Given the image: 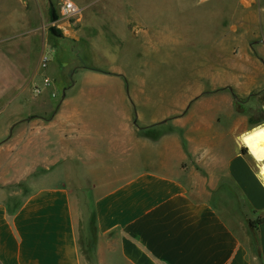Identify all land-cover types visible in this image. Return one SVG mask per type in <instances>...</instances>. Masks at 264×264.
<instances>
[{
  "label": "crops",
  "instance_id": "obj_1",
  "mask_svg": "<svg viewBox=\"0 0 264 264\" xmlns=\"http://www.w3.org/2000/svg\"><path fill=\"white\" fill-rule=\"evenodd\" d=\"M3 1L0 47L46 51L56 0ZM70 1L82 16L59 27L91 49L76 81L36 94L21 51L0 87V264H264V178L239 140L264 89V0L208 10L204 49L199 10ZM72 177L96 193L91 262Z\"/></svg>",
  "mask_w": 264,
  "mask_h": 264
},
{
  "label": "rangeland",
  "instance_id": "obj_2",
  "mask_svg": "<svg viewBox=\"0 0 264 264\" xmlns=\"http://www.w3.org/2000/svg\"><path fill=\"white\" fill-rule=\"evenodd\" d=\"M64 1L65 0H56L55 6L53 7L58 18L55 21L56 25L52 27L57 28L59 34L55 35L50 31L49 36L52 41V45L49 46L48 49H46V51L42 49V52L45 51L50 55L51 62L49 63V68L46 71L40 68L39 72L40 74L43 73L49 76L50 79H52V82L48 86L44 81V77L42 76V78H40L39 76L36 83H32L29 85V87L34 88L36 94H41L45 89H48V91H50L51 93V96L56 100H58V98L62 96L64 88L68 86L67 84L68 82L76 81L75 77L73 78L71 77V72L69 71L77 70V68L81 66L80 60L79 61L77 60V55L79 54L78 52L90 54L91 51V49L86 47V45L84 47L78 46L74 36L68 32H65L63 28L59 27L60 24L66 21V19H64L61 14V7ZM139 1L140 3H143L147 6L148 5L152 6L155 3L154 6L157 4L158 6L164 7L166 9L172 8V9L199 10L197 16L191 18V22L194 24V27L196 28V33L198 35L197 46L200 49L201 48L204 49L205 46L211 43L209 38L205 39L203 37H200V35L202 34L209 35L211 29L213 32L215 31L219 32L218 30L221 28L218 25L219 18L217 16L210 17L208 10H213V9L231 10V9L242 8L251 5L254 7V3H255L253 2L254 0H210L208 2L205 1L206 3L201 0H159V1L134 0L133 3L138 4ZM106 2L108 3V1ZM3 3L4 1L0 0V8L2 7ZM205 12L208 14L206 15ZM6 18L9 17L4 16L3 20L5 21ZM0 21H2V16H0ZM74 27L76 28V26ZM15 28H16L15 24L5 25L4 27L5 31L8 30L4 33L5 38L10 36L11 37V38L9 37L10 39H19L20 38V36H18L19 33L17 31H14ZM40 50H41L40 48H36V47H33L31 49L0 47V87H13L15 85L17 81L16 77L18 75V70L21 69L19 68V62H21L19 53L21 51H23V53L26 54L28 53L25 60L27 62V68L31 73H35L36 60H38L40 66L41 59L44 54ZM56 64H59L56 71L57 73L54 72V68L56 67ZM65 75L67 77L69 76L67 78L68 79L67 83L65 82L64 79ZM38 90L41 93L40 92L38 93L37 92ZM54 90L56 91V93ZM243 105H239V108L244 109L245 114L248 115L251 119L250 129L249 131H247L250 132L256 125L264 123V89L260 92V94L251 96L248 99L246 98ZM258 169L260 171V167H258ZM86 180L84 181L83 178L72 177V181L74 183L73 187H74L76 206L81 220L80 229L84 225H86L89 217L92 215L94 211V199L96 196L95 192L87 190V188H91V187H89V185L86 184L87 183ZM81 252L82 255L84 256V259L88 260L87 257L83 254V251Z\"/></svg>",
  "mask_w": 264,
  "mask_h": 264
},
{
  "label": "trees",
  "instance_id": "obj_3",
  "mask_svg": "<svg viewBox=\"0 0 264 264\" xmlns=\"http://www.w3.org/2000/svg\"><path fill=\"white\" fill-rule=\"evenodd\" d=\"M57 18L58 17L56 15V12L54 8H52V12H51L52 21L55 22ZM50 31L55 35L59 34L58 29L55 27H51ZM235 98L237 99L236 96ZM262 221L263 220H260L259 223H261ZM251 225L254 227L256 223H251ZM96 241H97L96 215H95V211H93L86 225H84L80 229V236H79L80 249L81 251H83V254L87 257L89 261H92Z\"/></svg>",
  "mask_w": 264,
  "mask_h": 264
},
{
  "label": "clouds",
  "instance_id": "obj_4",
  "mask_svg": "<svg viewBox=\"0 0 264 264\" xmlns=\"http://www.w3.org/2000/svg\"><path fill=\"white\" fill-rule=\"evenodd\" d=\"M73 9V5L69 0L66 8H62V14ZM243 142V146L249 149V154L257 162V165L264 169V123L256 125L249 133L239 138ZM205 149V153H207Z\"/></svg>",
  "mask_w": 264,
  "mask_h": 264
},
{
  "label": "built area",
  "instance_id": "obj_5",
  "mask_svg": "<svg viewBox=\"0 0 264 264\" xmlns=\"http://www.w3.org/2000/svg\"><path fill=\"white\" fill-rule=\"evenodd\" d=\"M73 5V9L68 10L66 13L62 14V17L64 19H66L67 21H79V19L82 16V9L80 7H78L73 1H70ZM69 3V0H65L62 4V8H66L67 4ZM51 62V57L47 52H44L42 59H41V64H40V68L42 70H47L49 68V63ZM44 81L45 83L49 86L52 82V79H50L49 76L44 75ZM38 93L40 92L39 90L37 91ZM41 93V92H40Z\"/></svg>",
  "mask_w": 264,
  "mask_h": 264
},
{
  "label": "bare ground",
  "instance_id": "obj_6",
  "mask_svg": "<svg viewBox=\"0 0 264 264\" xmlns=\"http://www.w3.org/2000/svg\"><path fill=\"white\" fill-rule=\"evenodd\" d=\"M247 133H249V132H247ZM246 133V134H247ZM245 135V134H244ZM248 149V148H247ZM248 151H249V149H248ZM260 174L262 175V177L264 178V169H262L261 167H260Z\"/></svg>",
  "mask_w": 264,
  "mask_h": 264
}]
</instances>
